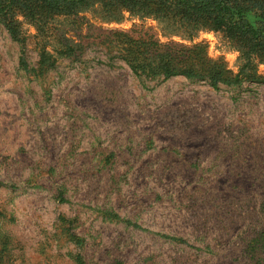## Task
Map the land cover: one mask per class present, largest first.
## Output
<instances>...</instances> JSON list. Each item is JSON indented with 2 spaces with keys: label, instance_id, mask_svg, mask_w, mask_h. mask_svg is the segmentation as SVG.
<instances>
[{
  "label": "rangeland",
  "instance_id": "rangeland-1",
  "mask_svg": "<svg viewBox=\"0 0 264 264\" xmlns=\"http://www.w3.org/2000/svg\"><path fill=\"white\" fill-rule=\"evenodd\" d=\"M24 29L27 70L0 24V264H264L263 65L217 88L137 77L127 38L202 44L232 76L239 56L89 12L55 20L41 66Z\"/></svg>",
  "mask_w": 264,
  "mask_h": 264
},
{
  "label": "trees",
  "instance_id": "trees-1",
  "mask_svg": "<svg viewBox=\"0 0 264 264\" xmlns=\"http://www.w3.org/2000/svg\"><path fill=\"white\" fill-rule=\"evenodd\" d=\"M97 12L104 22H121L124 14L153 21L166 39L192 43L201 32L219 35L238 53L239 71L232 76L221 60H211L202 44L159 46L149 40L127 38L123 59L137 77L151 79L185 76L218 85H232L246 72L264 66V0H0V24L20 45L19 65L27 70L25 29L38 38L39 64L50 66L47 38L57 18ZM250 17L254 19L251 22ZM64 57L72 50L65 41Z\"/></svg>",
  "mask_w": 264,
  "mask_h": 264
}]
</instances>
